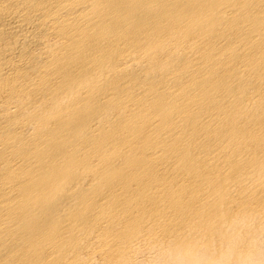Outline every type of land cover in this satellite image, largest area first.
Instances as JSON below:
<instances>
[{
  "label": "bare ground",
  "instance_id": "6f19581e",
  "mask_svg": "<svg viewBox=\"0 0 264 264\" xmlns=\"http://www.w3.org/2000/svg\"><path fill=\"white\" fill-rule=\"evenodd\" d=\"M262 235L264 0H0V264H257Z\"/></svg>",
  "mask_w": 264,
  "mask_h": 264
},
{
  "label": "rangeland",
  "instance_id": "374dc122",
  "mask_svg": "<svg viewBox=\"0 0 264 264\" xmlns=\"http://www.w3.org/2000/svg\"><path fill=\"white\" fill-rule=\"evenodd\" d=\"M262 239H263V240H262ZM261 242H262L263 244H262ZM259 243H260L259 245H260V249H261V252H262V253H260L259 256L261 257L260 259H262V260H261L260 262H258V263H259V264H261V263L263 264V263H264V262H263V261H264V260H263V257H264V252H263V251H264V235H262V236L260 237V239H259ZM262 246H263V247H262ZM262 256H263V257H262ZM231 263L239 264V263H236V262H230V263H228V264H231ZM258 263H257V264H258Z\"/></svg>",
  "mask_w": 264,
  "mask_h": 264
}]
</instances>
